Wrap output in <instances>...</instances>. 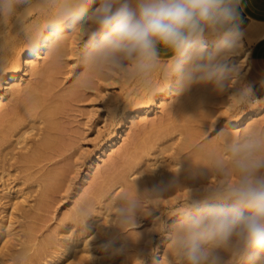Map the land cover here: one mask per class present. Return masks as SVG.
I'll use <instances>...</instances> for the list:
<instances>
[{"label":"clouds","instance_id":"1","mask_svg":"<svg viewBox=\"0 0 264 264\" xmlns=\"http://www.w3.org/2000/svg\"><path fill=\"white\" fill-rule=\"evenodd\" d=\"M240 2L42 0L48 16L39 36L28 38V48L59 54L67 29L82 38L77 59L84 71L77 79L85 91L95 79L117 76L150 85L159 71L164 87L152 89L155 94L179 95L193 84L211 83L239 109H252L264 100L227 64L242 47ZM32 7L33 0H0V22ZM24 19L17 16L16 22L23 25ZM162 51L171 54L165 68ZM203 175L206 182L187 188L186 203L173 214L178 220L168 248L176 264H264V126L253 123L226 137ZM209 176L216 182L209 184ZM147 194L161 198L155 190ZM114 207V223L124 230L135 227L138 213L155 209L145 206L144 195L122 196ZM90 215L86 206L77 209L82 223Z\"/></svg>","mask_w":264,"mask_h":264},{"label":"rangeland","instance_id":"2","mask_svg":"<svg viewBox=\"0 0 264 264\" xmlns=\"http://www.w3.org/2000/svg\"><path fill=\"white\" fill-rule=\"evenodd\" d=\"M246 8L249 16L253 17L255 15L254 9L249 7V5H247ZM27 11L29 12V17L31 18L30 21L32 24L34 23L33 25L35 28L38 29L41 27L40 24L43 26L46 21L45 19H47L48 16L47 9V12H43L41 14V19L39 17L40 11L38 9L36 10V8L34 9L32 7ZM261 12V16L264 17V11ZM257 22L264 24V18L262 21ZM240 30L243 33L241 40L242 47L240 51L230 57L231 59L229 58L228 61L235 60V58L244 60L242 69L240 68L241 70H239L240 76L242 77L243 83L252 87L255 97H257L260 96L259 93H257V89L259 88L257 86V81L259 80L258 74L264 69V39H260L254 34L245 31V28H241ZM81 42L82 38L77 34L76 40H69L65 44L62 53L57 59V64L55 66L47 65L50 67L48 68V74L43 76L33 75L29 77L27 81H22V87L24 89L28 88V90H25L26 92H29L30 88L31 90L33 87L35 89V86L36 88H40L50 84L55 85L53 86L55 87V91L53 92L57 95V98L62 97L69 99H67L70 106L67 110L68 114L62 123H65V127L68 126V134H70L69 137L73 145L71 144L69 152H67L63 158L58 159V161L61 162L59 167L68 170L66 171L67 178H65L60 191L57 193L56 199L52 202V204L50 203L51 205L48 206L46 210L40 212L37 210L34 211V205H36L34 202H36L38 194V192H36V185L33 184L30 186V183L28 182L29 178H31L29 177V174L32 171H27L26 169L20 167L21 164H19L21 161H19V159L30 153L34 146V141L36 142L41 138L38 135V130L35 129L27 135L26 140L21 144L16 143L19 140L18 138H13L11 140L14 142L12 146L5 148V155L0 163V233H2L3 230L6 234H1L0 248L2 249L5 242L9 240L7 239L9 233L10 235H20L17 239H21V235L26 234V225H28L29 228L30 222L34 219H25L23 214L24 212L30 213L31 211L33 212V215L36 212L38 214L40 213L41 216V218L38 216L40 221H37L39 222L34 220L39 227L37 236L40 240L41 238H47L48 236H45L50 233H52L50 236H58V239H64L72 232L78 234L81 233V235L78 236L80 241L85 239L88 235V238L91 239V250L93 253L91 252L92 256L90 255V257H88L87 263L85 264H142V261L137 259L138 257L143 259V264H159L158 261L162 262H160V264H164L165 261H167L168 264H176L175 258H172V253L169 252L171 253L170 255L168 253V245L170 244L171 239L168 240L167 236L169 235V225L171 222L174 223V226L178 220V216L173 214L178 212L188 199V189L172 196L160 195L161 198L158 200L148 199L147 193L142 194L145 196V206L155 207V209H153L149 215L138 213L135 227L132 229L129 226L124 230L118 224L114 223V205L123 195V187L118 189L117 186H115L116 188L112 187L108 191L109 193L107 192L106 197L96 199L92 205L88 206L87 208L89 209L91 215L84 221V223H82V220L80 219V223L78 225H74V223L67 224L63 222L64 215L68 211H74L75 208H79L83 199L93 191L92 187H95V184L97 183L101 184L105 180L104 175L106 176V174H110L111 177H115L114 174L116 175V173L125 172L128 169L124 162L126 160L128 161L130 155L132 154L131 151H134V144L136 143L134 140L137 141L136 139H138V137L139 139L142 138L140 139L141 141L143 138L145 140L151 136L152 132L154 133L155 131H158L160 127H163V125L164 127H168V129L174 128L173 134L170 135L169 138L162 139L164 141L161 140L162 144L160 139H157V143L160 141L158 144L160 147H155L156 150L152 149L155 150L152 151L153 155L147 156L145 158L144 165H140L137 167L138 169L136 168V170L140 169L141 172L142 168L143 171L149 169V166L153 163L152 160L156 159L157 153H162L165 159L169 158L168 162L164 165H169V167L172 166V169L169 168V171H177V169H182V165L179 164V162H186L188 158L193 155L195 156L201 152L206 153L205 155H203L204 153L199 154V156L203 155L204 157L206 155L208 157L209 154L207 153H211L213 156L221 154L223 152V141L221 139L222 134L229 133L226 131L223 132V123H225V121L229 122V120H235L237 114V116L243 115L250 109H239L235 102L229 98V93L218 92L211 83L193 84L188 90L175 96L174 100H169L163 110L159 109L154 114L149 116V118H144L137 125L130 127L127 133V141L119 146V148H117L115 152L107 158L106 162L101 164L96 171L98 172L97 177L88 181L90 183L89 184L86 181V176L91 168L90 165L93 158H95L101 151L103 144L107 141V138L116 131V128L111 124V122H106L109 118V113L112 110H121L128 107V99L130 100V98L135 100L136 98H139V96H142V94L145 95L150 93V91L153 92L152 89L163 88L164 82L160 72L158 71L153 75L150 85H144L134 80H124L117 76L110 79H95L88 90L85 91L81 88L77 79L84 71L77 59ZM51 54L52 53H49L48 55L50 56ZM170 56V53L161 52V68H165L167 66ZM46 62L47 59L45 58L37 65L42 67L46 64ZM245 62L246 64H244ZM245 67H248L249 69L247 68L248 70H246ZM229 68L232 67L230 66ZM71 95H74V99ZM20 97H8L0 110V119H2V116H5V114H8L9 111H12L17 105H19L23 96L21 97V100ZM182 103L187 106L189 105V110L187 112L189 113L190 111V113L189 115L187 113V119L189 118L195 121V124L193 125H195V128L197 127V132L195 133L196 142L194 143L195 145L193 148L180 154L178 148H180L179 145L181 144V139L184 138V136L180 135V133L183 126H185L187 122H180L179 125H177L178 127L173 124H175V120L177 119L176 114L181 113L178 106H181ZM130 108L134 109L135 106L132 105ZM161 123L162 126L160 125ZM256 124L264 126V117ZM156 126H158V129ZM245 128L246 127H241L238 130H235L236 133L234 132V135H238L241 130ZM99 132H103V134L100 135ZM155 136L156 135H154V139L156 138ZM218 141L222 142L218 144ZM85 151L87 153H85ZM151 156H153L154 159ZM211 157L212 156L210 155L207 160ZM114 160H118L116 164ZM39 168L40 167H35L33 170H37ZM110 171L112 173L114 171L115 172L112 174ZM145 173H136L137 175H134L129 179L133 181L134 179L138 180L150 175ZM2 178H4L3 180H8L10 187L14 188L13 191L18 192L16 193L17 195L14 194L10 198L6 197V194L3 192V188L1 186L3 184ZM203 182H206V178H204ZM215 182L216 177L209 176L208 183L212 184ZM82 184L85 185L84 189L77 192ZM27 187L30 191H28ZM21 191L23 193H28L29 197L27 202L17 200V197L22 194ZM15 203H17L20 210L13 209ZM35 222H32L31 226L36 227V224L33 225ZM161 225H163V228L157 231ZM9 227H11V229ZM86 227L89 229L85 236L82 235V233L85 231ZM64 235L65 237L62 238ZM132 237H135L137 241H129ZM18 244L19 243L17 241L9 240L7 246L8 248H14L16 250L22 249V247ZM80 249H83V246L80 247ZM2 250L4 253L0 252V255L3 253L0 256V264H15L16 262L11 260V257L9 256L12 252L8 251L9 249L6 248L5 250L3 248ZM61 263H63V261L59 264ZM65 263L67 264L68 261H64L63 264Z\"/></svg>","mask_w":264,"mask_h":264},{"label":"bare ground","instance_id":"3","mask_svg":"<svg viewBox=\"0 0 264 264\" xmlns=\"http://www.w3.org/2000/svg\"><path fill=\"white\" fill-rule=\"evenodd\" d=\"M33 8H36V10L38 9L40 11L39 17L42 16L41 14L43 12H47L46 9L42 7V0H33ZM17 16H23L25 18L23 25H19L16 22ZM41 18L42 17H40V19ZM30 20L31 18L29 17V12L27 10L25 11L22 8H18L17 12L14 15L8 16L5 21L0 22V110L2 109L5 101L8 99L9 96H23L22 100L20 97L21 102L19 101V105H17L16 108L12 111H9L8 114H5V116H2V119H0V163L5 155V148L12 146V144L14 143L11 141L13 138H18L19 140L21 139L20 141L18 140V142L15 141L16 143L21 144L26 140L27 135H29L35 129L38 130V135L41 138L36 142L34 141V146L31 149L30 153L25 156H22L21 159H19V161L21 160L19 164H21L20 167L26 169L27 171H32L29 174V177L31 178H29L28 182L30 183V186L33 184L36 185V192H38V194L36 197L37 200L36 202H34L36 204L34 205V211L37 210L38 212H40L46 210L48 206H50L52 202L56 199L57 193L60 191L65 178H67L66 171L68 170L59 167V164L61 162L58 161V159L63 158L65 154L69 152L72 144V141L69 137L70 134H68V126L66 125L67 127H65V123H62L68 114L67 110L70 106L68 103L69 101H67L68 98H57V95L54 94L53 91H55V87L53 86L55 85L49 84L40 88H36L35 86V89L33 85V89L31 90L30 88L29 92H26L25 90H28V88L24 89L22 87V81H27L28 78L33 75L43 76L48 74V68H50L49 66H55L57 64V59L62 53L65 44L69 40H76L77 33H73L66 29L67 35L62 41L59 54L52 53L49 56V52H47L45 49H41L39 54H34L29 51L28 38L31 36L38 37L42 30V25L40 24L41 27L37 29L34 27V23L32 24ZM244 28L245 31L254 34L260 39H264V24L256 21H251L250 23L244 25ZM213 46L214 45L210 43L209 50H211ZM45 58L47 59L46 64L44 63L45 65H43L42 67L38 66L37 64L41 63V61ZM243 61L244 60L235 58V60H230L227 63L230 64H228L229 67L231 66L234 69L241 70L243 66ZM244 64H246V62ZM247 68L245 67L246 70L249 69ZM175 96L177 95H173L170 90H166L158 94H155L154 92L150 91V93L145 95L142 94V96H139V98H136L135 100L131 98L130 100L128 99V107H125L121 110H112L109 113V118L108 120H106V122H111V124L116 128V131L107 138V141H105V143L103 144L101 151L97 154L95 158H93L92 163L90 165L91 168L89 167L90 170L88 171L86 176V181L88 182L92 178H96L98 174V172L96 171L101 166V164L106 162L107 158L111 154H113L115 150L119 148V146H121L127 141V133L130 127L137 125L144 118H149V116L154 114L159 109L163 110L168 104L169 100H174ZM256 98L264 100V96H257ZM132 105L135 106L134 109L130 108V106ZM183 105L184 104L182 103L181 106L179 105L180 107L178 106V109L180 108L179 110L181 113L176 114L177 119H174L175 124H173L178 127L177 125H179L180 122H187L186 125L183 126V129L180 133V135L184 136V138L181 139L182 141L179 145L180 148H178L180 154L193 148V146L195 145L194 143L196 142L195 133L197 132V127L195 128V125H193L195 124V121H193V119H187V116L190 113V111L189 113L187 112L189 110V105ZM237 115L236 118L234 117L235 120H229V122L225 121V123H223V132L226 131L229 133H223L221 137L223 142L218 141V144H220V142L224 144L226 137L232 135L234 136V132L236 133L235 130H238L241 127L251 126L253 123L256 124L261 118H263L264 104H261L259 107L250 109L247 113L243 115ZM162 123L160 124L161 126ZM154 124L157 125L156 123ZM157 127L158 126H156V128ZM173 129H168V127H164L163 125V127H160L158 131H155L154 133L152 132V134L150 132L151 136L148 133L150 137L147 135L149 138L145 140L143 138L144 141H141L140 139L142 138L139 139V137L138 139H136L137 141L134 140V142H136L134 144V151H131L132 154L130 155L128 161L126 160L124 162L128 169L125 172H120L118 174L116 173V175L114 174L115 177H111L110 174L105 173L106 176L108 175L107 178L104 175L105 180L101 184L97 183L98 185L95 184L96 186L92 187L93 191L90 192V194L83 199V202L81 203L80 207H88L92 205L96 199L106 197L107 192L112 187L116 188L115 186H117V189L123 187V195L121 194L122 196L134 198L136 197V195L146 194L152 192L153 190L159 192V194L162 196H172L181 191H186L187 188L197 187L203 184L205 178V176L203 175V167L209 165V160H211V158L213 157L211 153H207L209 154L208 157L210 155L212 156L209 160H207V155L205 157L203 156L206 154L204 152L199 153H204L200 156L199 154H196L195 156L193 155L192 157L188 158L186 162L180 163L178 160L179 164L182 165V169H177V171H169V168L172 169V166L169 167V165H164L168 162L169 158L165 159L162 153H157V155L155 154L156 159L152 160L153 163L149 166V169L143 171L142 168L141 172L140 169L136 170V168L140 165H144L145 158L147 156L153 155L152 151L156 150L155 147H160L158 144L162 139H167L170 135L173 134ZM99 134L102 135L103 132H99ZM154 135H156L155 139ZM157 139H160L158 143ZM85 153L87 152L85 151ZM151 157L153 158V156ZM117 161H115V164ZM35 167L40 168L37 170H33ZM145 172L150 174L151 176L147 175L148 177L145 176L143 178H141L140 176L141 179H134L133 181L129 179L132 176L137 175L136 173L144 174ZM3 179L4 178H2V180ZM1 186L7 198H10L12 195L18 193L13 191L14 188L10 187L8 180H3V184ZM84 187L85 185L82 184L77 190V192L83 190ZM29 188L28 191H30ZM28 197L29 195L27 192H22V194L17 197V200H20L21 202H27ZM13 209L20 210V208H18L17 206V203L14 204ZM77 209L78 208H75L74 211H68L64 215L63 222L67 224L74 223V225H78L80 223V218H78L77 216ZM24 216L25 219H34L35 221H40L38 217L40 216V213L38 214L35 212L33 215V212L31 211L30 213L24 212L23 217ZM34 220L32 222H35ZM32 222H30L29 228L28 225H26L27 227L25 226L27 232H25L24 229V232L26 234L21 235V239H17L20 236L18 234H8L10 238L8 236L7 239L17 241L19 243L18 245H20L22 249L16 250L14 248H8L7 244L9 240L5 242L4 246H2V249L4 248L5 250L6 248L9 249L8 251L12 252V254H10L9 256L11 257V260H14L16 262L15 264H59L62 261L63 263L64 261H68L67 264H85L87 263L88 257H90V255L92 256V243L91 239L88 238V235L85 239L80 241L78 236H80L81 233L78 234L72 232L66 237L64 235L62 237H65L64 239H58V236L55 237V235L50 236L52 234L50 233L45 236H48L47 238H41L40 240L37 236V231L39 227L36 222L33 223V225L36 224L37 228L35 226H31ZM173 224L174 223L171 222V224L169 225L170 230L169 235L167 236L168 240L171 239V235L173 232ZM9 228L11 229V227ZM88 229L89 228L86 227L82 235L86 236ZM3 233L4 232L2 230V233H0V237ZM134 238L132 237L133 240L129 238V241H137V239ZM82 246L83 249H80V247ZM2 249L0 248V250ZM0 252H3V250ZM169 252L170 250H168V253ZM3 253H1V255ZM170 254L171 253H169V255ZM160 262L161 261H158L159 264Z\"/></svg>","mask_w":264,"mask_h":264},{"label":"crops","instance_id":"4","mask_svg":"<svg viewBox=\"0 0 264 264\" xmlns=\"http://www.w3.org/2000/svg\"><path fill=\"white\" fill-rule=\"evenodd\" d=\"M249 5V7H252L255 11V15L249 16V13L247 11L246 6ZM264 0H241L239 5V13H240V29L244 28V25L250 23L251 21H262L264 18L261 16V11H264ZM259 80L257 81V86L259 87L257 89V93H259L260 96H264V69L258 74Z\"/></svg>","mask_w":264,"mask_h":264}]
</instances>
